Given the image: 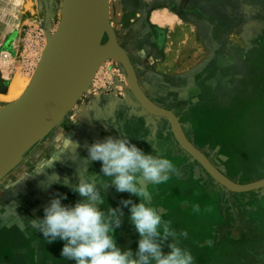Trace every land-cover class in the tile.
Listing matches in <instances>:
<instances>
[{"label":"rangeland","instance_id":"obj_1","mask_svg":"<svg viewBox=\"0 0 264 264\" xmlns=\"http://www.w3.org/2000/svg\"><path fill=\"white\" fill-rule=\"evenodd\" d=\"M63 1L0 0V18L19 22L0 45V114L17 101L7 98L12 79L31 83L63 20ZM107 7L114 54L94 74L60 84L72 94L69 105L0 178V264H74L61 256L64 241L48 243L30 220L42 218L58 194L67 197L64 205L81 200L64 184L100 174L86 145L122 135L177 168L179 175L148 187L162 219L187 231L179 244L194 264H264V188L234 192L218 182L171 121L138 99L119 55L128 57L141 95L176 116L189 144L221 176L236 185L264 181V0H107ZM95 38L106 48L100 26ZM69 138L80 146L66 147ZM104 199L105 211L122 199L139 203L114 187ZM123 211L116 243L135 252L139 235Z\"/></svg>","mask_w":264,"mask_h":264},{"label":"clouds","instance_id":"obj_2","mask_svg":"<svg viewBox=\"0 0 264 264\" xmlns=\"http://www.w3.org/2000/svg\"><path fill=\"white\" fill-rule=\"evenodd\" d=\"M69 144L80 146L71 138L65 140V146ZM86 148L88 160L101 163L100 174L79 175L76 184H64L82 199L72 206L64 205L62 200L67 197L58 194L44 207L42 218L30 220L32 226L48 243L64 241L61 256L74 264H194L191 251L179 244L181 237L187 238V231L177 233L171 221L163 220L162 213L152 206L148 186L166 183L171 173L179 175L172 160L146 154L126 135L108 136ZM109 187L138 197L139 203L122 199L119 207L105 211L100 205L105 204L104 193ZM123 208L129 209V220L139 235L135 252L121 250L116 243L115 230L123 223ZM194 211H199L198 205Z\"/></svg>","mask_w":264,"mask_h":264},{"label":"water","instance_id":"obj_3","mask_svg":"<svg viewBox=\"0 0 264 264\" xmlns=\"http://www.w3.org/2000/svg\"><path fill=\"white\" fill-rule=\"evenodd\" d=\"M97 3V16H95V12L93 9V0L92 3V25L94 26L92 31V39L95 40L96 33L98 31V26L102 28L108 34L109 42L106 48L103 50H99V54L93 58L90 62L85 65H80L77 63L67 64L64 61L62 55L58 53H47V57L43 58L40 66L38 67L31 83L27 87V91L22 96V98L13 103L7 109H5L0 114V129L8 124L15 122L19 119H23L27 113L33 109L39 110L42 108L44 103L47 101L50 94L53 92V87L59 83L60 81H65V79L70 78H84L94 74V72L108 59L114 54V49L116 45V39L114 37V33L109 26L108 23V7H107V0H96ZM69 6V8H68ZM71 2L68 3V14L63 12V20L61 25L56 32V35L53 38L51 43H54L58 38H61L64 35V31L68 23L71 21ZM73 10V8H72ZM62 27H64L62 29ZM96 43V41H95ZM96 45V44H95ZM121 59L123 60L129 75L131 77L133 89L138 97V99L154 114L158 116H163L168 118L173 126L175 127L176 131L178 132L180 138L183 141L184 147L193 157L199 160L208 170V172L221 184L226 186L227 188L231 189L234 192H246L258 188H264V181L254 182L248 185H236L233 182L229 181L228 179L221 176L212 166L210 162H208L195 148H193L185 136L182 133L180 124L176 116L168 111H164L158 109L151 105L140 93L138 89V84L136 81V75L133 70V67L123 52H119ZM71 80V79H70ZM79 88V87H78ZM78 88L75 92L78 91ZM73 92V93H75ZM72 94L70 95L68 102L63 105L56 115H54L51 119L46 121L41 128L39 129L38 133L34 137H30L29 134H24L18 138H16L13 142L4 144L0 148V178L3 177L14 165V163L18 160L24 149L29 146L32 142L37 140L43 132L47 129L48 124L53 121L57 116H59L66 106L69 105L70 99Z\"/></svg>","mask_w":264,"mask_h":264},{"label":"bare ground","instance_id":"obj_4","mask_svg":"<svg viewBox=\"0 0 264 264\" xmlns=\"http://www.w3.org/2000/svg\"><path fill=\"white\" fill-rule=\"evenodd\" d=\"M65 2V0L63 1ZM71 2V21L65 28L64 35L55 39L54 43H49L42 58L47 57V53H58L62 55L65 63H77L85 65L99 54V47L96 46L95 40L92 39L93 23L91 18L92 0H88L90 8V19L87 14L86 0H68L63 5V12L68 14V3ZM73 8V10H72ZM93 9L97 16V3L93 0ZM92 27V29H91ZM64 27H62L63 29ZM73 80L65 79L60 81L53 87L52 94L49 95L47 101L41 109H31L23 119L8 124L0 129V148L7 143L13 142L16 138L29 134L30 137L36 136L41 126L46 122L48 117L58 112L65 102L69 99V90L60 84H68ZM27 91V83L19 77L12 79L8 88V100L19 101ZM16 101V102H17Z\"/></svg>","mask_w":264,"mask_h":264},{"label":"crops","instance_id":"obj_5","mask_svg":"<svg viewBox=\"0 0 264 264\" xmlns=\"http://www.w3.org/2000/svg\"><path fill=\"white\" fill-rule=\"evenodd\" d=\"M16 25H19V22L17 23V21H11L7 18H0V45L11 41V36L17 29Z\"/></svg>","mask_w":264,"mask_h":264},{"label":"built area","instance_id":"obj_6","mask_svg":"<svg viewBox=\"0 0 264 264\" xmlns=\"http://www.w3.org/2000/svg\"><path fill=\"white\" fill-rule=\"evenodd\" d=\"M36 38H37V39H41V34L38 33V34L36 35Z\"/></svg>","mask_w":264,"mask_h":264},{"label":"flooded vegetation","instance_id":"obj_7","mask_svg":"<svg viewBox=\"0 0 264 264\" xmlns=\"http://www.w3.org/2000/svg\"><path fill=\"white\" fill-rule=\"evenodd\" d=\"M7 42H9V41H7Z\"/></svg>","mask_w":264,"mask_h":264}]
</instances>
